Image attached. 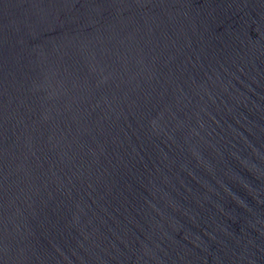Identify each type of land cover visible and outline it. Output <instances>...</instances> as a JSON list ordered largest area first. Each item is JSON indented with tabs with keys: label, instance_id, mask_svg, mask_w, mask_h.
I'll return each mask as SVG.
<instances>
[{
	"label": "water",
	"instance_id": "obj_1",
	"mask_svg": "<svg viewBox=\"0 0 264 264\" xmlns=\"http://www.w3.org/2000/svg\"><path fill=\"white\" fill-rule=\"evenodd\" d=\"M0 264H264V0H0Z\"/></svg>",
	"mask_w": 264,
	"mask_h": 264
}]
</instances>
